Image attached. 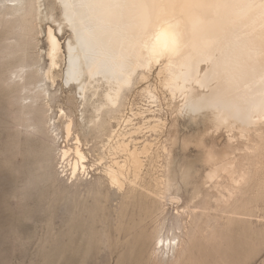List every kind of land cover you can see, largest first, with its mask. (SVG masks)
I'll use <instances>...</instances> for the list:
<instances>
[{
	"label": "bare ground",
	"instance_id": "obj_1",
	"mask_svg": "<svg viewBox=\"0 0 264 264\" xmlns=\"http://www.w3.org/2000/svg\"><path fill=\"white\" fill-rule=\"evenodd\" d=\"M47 1L61 12L58 30L67 28L72 35L62 84L72 90L67 108L51 90L64 56L52 27L45 53H31L38 48L36 23L56 19ZM91 2L0 0V25L13 28L8 49L20 59L9 81L28 91L20 126L49 136L57 171L68 173L69 188L86 186L91 195L108 189L122 220L132 208L141 214L147 208L141 222L152 219L161 262L182 264L197 234L213 220L230 227L246 222L264 199L261 0H119L123 6L118 8L82 6ZM148 18L149 46L159 49L171 38L157 25L180 21L178 54L155 56L145 47ZM159 91L171 103L170 120L160 114ZM134 93L157 109L134 112L129 103ZM43 157L50 164V156ZM165 203L177 212L166 213Z\"/></svg>",
	"mask_w": 264,
	"mask_h": 264
},
{
	"label": "rangeland",
	"instance_id": "obj_2",
	"mask_svg": "<svg viewBox=\"0 0 264 264\" xmlns=\"http://www.w3.org/2000/svg\"><path fill=\"white\" fill-rule=\"evenodd\" d=\"M47 4L55 10L56 19L36 23L39 42L36 40L38 48L34 51L33 47L31 53H45L46 33L52 27L64 56L55 69L56 85L51 90L62 97L61 106L67 108L72 90L62 84L66 45L72 35L67 28L58 30L61 12L51 1ZM12 34L11 26L0 25V264H163L152 219L141 222L147 208L143 214L132 208L122 220L108 189L91 195L86 186H80L78 191L69 188L68 173L57 171L49 136L20 126L21 102L28 91L9 81L20 64L18 56L8 49ZM45 62L49 65L47 58ZM152 81L156 84L154 78ZM159 97L160 114L170 120L171 103L161 91ZM130 98L134 112L140 108L157 109L136 93ZM58 105H54L56 112L60 110ZM146 115L152 117L151 113ZM97 153L89 156L90 165ZM44 155L50 156V164ZM185 203L184 196L179 211ZM163 208L170 215L177 212L176 206L167 203ZM218 224L213 220L205 233L197 234L182 264H264V199L252 209L248 221L235 222L232 227L223 221Z\"/></svg>",
	"mask_w": 264,
	"mask_h": 264
},
{
	"label": "snow or ice",
	"instance_id": "obj_3",
	"mask_svg": "<svg viewBox=\"0 0 264 264\" xmlns=\"http://www.w3.org/2000/svg\"><path fill=\"white\" fill-rule=\"evenodd\" d=\"M82 6L98 9H111L122 7L123 5L119 2V0H93V2ZM259 6L264 9V0H261ZM151 24L152 21L150 18L145 20V47L150 48L151 54L155 56H161L165 54H178L182 47V32L180 30V21L177 20L174 23L172 21H164L162 24L157 25L161 30V34H168L171 38L170 45L164 47L163 49H159L156 45L149 46L148 42L153 39L152 34L148 31V27Z\"/></svg>",
	"mask_w": 264,
	"mask_h": 264
}]
</instances>
